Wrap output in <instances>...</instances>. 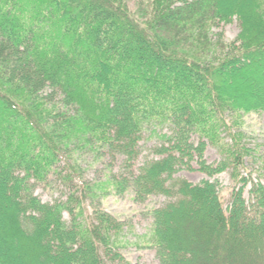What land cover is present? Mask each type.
<instances>
[{
	"label": "trees",
	"instance_id": "16d2710c",
	"mask_svg": "<svg viewBox=\"0 0 264 264\" xmlns=\"http://www.w3.org/2000/svg\"><path fill=\"white\" fill-rule=\"evenodd\" d=\"M234 19L225 41L220 25ZM260 111L264 0H0V264H107L104 251L123 261L118 219L43 202L33 184L68 150L114 147L128 164L146 129L164 143L126 186L138 201L174 199L148 210L141 246L160 264H264V185L242 173L251 149L233 131ZM192 163L209 178L174 177ZM225 171L226 204L210 180Z\"/></svg>",
	"mask_w": 264,
	"mask_h": 264
},
{
	"label": "rangeland",
	"instance_id": "374dc122",
	"mask_svg": "<svg viewBox=\"0 0 264 264\" xmlns=\"http://www.w3.org/2000/svg\"><path fill=\"white\" fill-rule=\"evenodd\" d=\"M219 29L222 31L221 38L223 36L225 41H232L239 31V25L234 19L231 22L221 24ZM157 130L160 134L170 133L167 127L157 128ZM237 130L241 133L246 148L251 149V152L243 159L245 167L242 169V173L247 176L250 171V177L253 181H258L257 173H260L259 181L264 185V165L260 160L264 156V111L244 114L243 124L239 125L238 128H233V131ZM193 139L195 141L197 138L193 137ZM226 141H230V139L227 138ZM162 143L164 142L158 137L150 135V129L144 130L136 146L137 154L128 164L126 163V156L119 153L114 147L102 148L97 153L91 149L68 150V157H59L58 162L52 166L54 172H49L43 182H34V195L41 201L52 204L71 199L73 205L79 203V206L84 207L90 215H93L95 210H99L108 212L118 219L123 225L121 239L125 245L118 248L117 251L124 255V260L110 259L112 254H105L103 248V257L107 264L125 262V264H160L155 248L141 246L142 242L138 240L137 235L148 232L151 227L152 219L148 210L174 198L153 194L144 201H138L134 199L133 190L126 186V183L138 174L144 163L159 157L154 152V148ZM205 143L204 157L206 161L208 163L218 162L220 155L215 147L210 145L206 139ZM75 160L81 173L80 177L74 175L69 167V165L74 164ZM192 165L194 170L182 168L174 177L185 178L192 183H199L201 180L209 178L196 170L195 163ZM228 172H221L210 179L218 181L219 191L225 204L228 203L231 191ZM108 178L123 181L124 187L120 190H109L106 194L102 193L98 188L102 185L100 183ZM92 187L94 189H91ZM249 188L250 186L247 185L243 192L246 199ZM70 217V212L64 210V220L68 222ZM130 227L133 228V231H130ZM138 242L139 244H137ZM176 254L179 255L180 253L176 252Z\"/></svg>",
	"mask_w": 264,
	"mask_h": 264
}]
</instances>
